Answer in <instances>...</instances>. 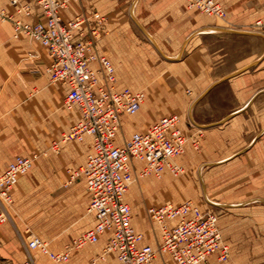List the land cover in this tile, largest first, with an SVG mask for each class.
Masks as SVG:
<instances>
[{"label":"crops","instance_id":"obj_1","mask_svg":"<svg viewBox=\"0 0 264 264\" xmlns=\"http://www.w3.org/2000/svg\"><path fill=\"white\" fill-rule=\"evenodd\" d=\"M222 2L225 15L220 20L186 0H69L61 15L68 19L81 12L99 14L94 48L114 66L117 89L138 90L148 79L173 76L194 95L189 109L197 122L212 112L223 113L219 121L198 124L204 129L199 139L202 159L219 157L201 162L207 165L201 184L208 202L220 212L209 209L218 214L229 257L222 262L212 255L204 264H264V29L253 27L264 17V0ZM0 8L14 11L8 0H0ZM39 10L34 6L37 15ZM49 62L43 45L26 34H15L11 22L0 20V171L17 156L35 155L31 167L42 175L30 183L24 173L11 190L17 206L21 199L30 202L32 227L29 215L21 210L19 217L0 223V257L15 264H26L28 259L33 264H55L45 253L27 247V227L51 250L59 251L95 222L86 210L89 193L84 178L70 176L84 163L91 138L70 140L57 151L49 150L51 141L80 118L76 105L64 103L67 85L49 82L44 71ZM154 88L148 93L156 92ZM223 96H229V102ZM175 108L182 110L168 103H141L136 113L121 116V127L134 115L133 125L144 131ZM115 138V144L124 140L116 143ZM186 151L187 145L177 157L180 163ZM143 165L136 161L133 172ZM199 171L201 175V167ZM41 206H47L52 223L53 232L47 237L33 230ZM131 224L142 233V243L153 246L159 241L156 225L153 239L137 229L132 218ZM108 236L106 232L96 243L73 249L66 264H90ZM98 264H117L115 254L108 253ZM152 264L176 262L161 253Z\"/></svg>","mask_w":264,"mask_h":264},{"label":"built area","instance_id":"obj_2","mask_svg":"<svg viewBox=\"0 0 264 264\" xmlns=\"http://www.w3.org/2000/svg\"><path fill=\"white\" fill-rule=\"evenodd\" d=\"M10 12L0 8V20L12 23L15 34L23 33L43 45L50 57L44 71L49 82L67 85L64 103L76 105L80 118L49 148L57 151L61 143L91 138V150L85 161L70 176L81 175L89 193L87 212L94 216L92 227L82 231L59 251L48 242L29 233L26 245L45 253L55 264H66L73 249L96 243L109 232L100 252L90 264L105 260L114 253L117 264H152L158 253H168L176 264H204L215 255L219 261L229 257L228 244L218 226V214L200 209L192 200L179 204L160 202L146 207V215L159 229V241L153 247L142 243L143 235L131 224V206L125 199L129 185L138 177L153 174L160 177L164 169L173 175L183 171L177 157L190 141L181 128L176 113L159 117L144 131H133L121 144L114 138L121 127V116L138 111L145 93L119 90L115 85V68L94 44L101 17L97 12H81L64 19L61 9L69 0H8ZM207 15L223 18L222 0H186ZM34 6L39 13L34 11ZM23 17H26L23 18ZM97 61L98 66L91 65ZM198 147V139L191 141ZM34 156H17L0 171V223L9 220L11 190L20 175L32 165ZM144 165L135 174V162ZM31 262L30 259L26 264ZM0 264H15L0 257Z\"/></svg>","mask_w":264,"mask_h":264},{"label":"rangeland","instance_id":"obj_3","mask_svg":"<svg viewBox=\"0 0 264 264\" xmlns=\"http://www.w3.org/2000/svg\"><path fill=\"white\" fill-rule=\"evenodd\" d=\"M217 19L220 20L219 18ZM222 19H224V17ZM253 27L258 30L264 29V17L257 19L253 24ZM164 73H168V71ZM153 87H155V90H153L156 92L148 93L149 88ZM138 89H143L145 92V98L142 102L143 105H147L150 101L151 105L168 103L173 104L175 107L182 106L181 111L176 110V108L172 111H175L174 113L176 114H179L181 112V116L179 115L181 117V126L183 127L184 132L189 136L190 140L187 143V151L181 158L183 171L180 174L173 175L169 171H165L164 175L157 178L153 177L151 174L138 176L129 185L128 190L126 191L125 199H127L129 204L131 205L132 223L135 224L137 229L144 231L147 235L149 234L153 239H156L157 228H155V224H153L150 219L146 216V206L151 203H159L166 201L171 203H179L185 199H191L192 201L197 202V204L199 203L198 205L203 210L215 209L218 213H220L218 209L213 207V205L208 202L207 191L206 189H203L201 184L202 170L203 172L207 171V165L203 166L201 165V162L205 163L204 161L206 160H216L219 157H211L212 159L203 157L202 159L201 149L199 146V139H202L204 135V129L199 127V124H202L204 122L210 123L219 121L223 117V113L221 114L217 112H212L207 119L201 121V123L197 122L192 116V107L189 109V105L193 102L192 98L194 95L190 93L191 90L187 89V87L182 85L181 79H178L173 76L154 77L148 79V84L139 86ZM228 97L229 96H223L222 99L225 98V100L228 101ZM224 104H227V102H224ZM194 112L195 111H193V113ZM133 119H135L134 115L131 117L129 116V122H127L126 125H123V127L120 128L118 135L115 138L116 143H121L123 138H125L128 133L135 130H139L133 125ZM149 126H146V128L144 129H147ZM219 127L214 126L213 129H220ZM194 138L198 139L197 148H194L191 144V141ZM200 167L201 175L199 174ZM35 171L36 169L34 167H31L24 174L27 177L28 182H38L42 179V175L37 174ZM22 200L23 199H21V202L18 203L19 206H17L14 201H12L11 207L9 209V220L5 222H10L11 217H19V213L21 210V212L24 213L25 216L29 215L27 216L29 218L28 224L32 227V221L30 218V202L24 204ZM40 208L42 209V211H40L41 216L39 221H36V228H33V230L39 233L40 235H44L47 237L53 232V230L51 229L52 223L49 221L48 216L46 214L47 206H41ZM27 231L28 234L32 233V230L29 227H27ZM155 246L156 245L154 244L153 247ZM157 255L158 254H156V256ZM28 264H33V262H29Z\"/></svg>","mask_w":264,"mask_h":264},{"label":"bare ground","instance_id":"obj_4","mask_svg":"<svg viewBox=\"0 0 264 264\" xmlns=\"http://www.w3.org/2000/svg\"><path fill=\"white\" fill-rule=\"evenodd\" d=\"M118 134V133H117ZM158 254H161V253H158Z\"/></svg>","mask_w":264,"mask_h":264}]
</instances>
